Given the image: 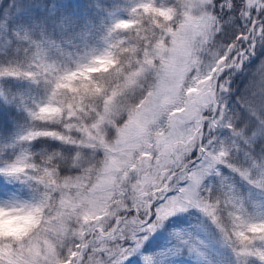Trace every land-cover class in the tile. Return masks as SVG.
Listing matches in <instances>:
<instances>
[{"label":"snow or ice","instance_id":"6c2138e0","mask_svg":"<svg viewBox=\"0 0 264 264\" xmlns=\"http://www.w3.org/2000/svg\"><path fill=\"white\" fill-rule=\"evenodd\" d=\"M109 37L0 53V264H264V0H132Z\"/></svg>","mask_w":264,"mask_h":264},{"label":"trees","instance_id":"16d2710c","mask_svg":"<svg viewBox=\"0 0 264 264\" xmlns=\"http://www.w3.org/2000/svg\"><path fill=\"white\" fill-rule=\"evenodd\" d=\"M132 0H0V53L32 51L39 45L52 59L73 60L85 53L102 52L109 32L119 19L128 18ZM264 58L259 55L237 76L243 88L259 79ZM13 109L0 108V130H11ZM164 237H160L163 243Z\"/></svg>","mask_w":264,"mask_h":264}]
</instances>
